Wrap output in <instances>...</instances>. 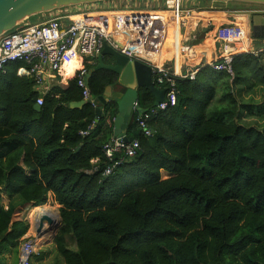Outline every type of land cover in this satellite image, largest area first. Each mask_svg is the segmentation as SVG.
I'll use <instances>...</instances> for the list:
<instances>
[{"label": "trees", "instance_id": "obj_1", "mask_svg": "<svg viewBox=\"0 0 264 264\" xmlns=\"http://www.w3.org/2000/svg\"><path fill=\"white\" fill-rule=\"evenodd\" d=\"M231 69L175 78L166 108L145 121L149 136L134 112L125 137L138 142L135 156L116 155L121 163L105 176L111 162L102 149L116 107L106 105L100 117L90 104L70 107L82 99L76 78L40 94L26 65H7L0 71V257L11 253L18 264L29 223L12 222L16 206L45 205L50 193L61 226L53 251L39 249L37 263L53 254L51 264H264V128L238 122L244 112L263 118L264 103L237 99L241 91L264 93V54L244 53ZM115 80L108 70L91 72V97ZM153 102L138 90V108Z\"/></svg>", "mask_w": 264, "mask_h": 264}, {"label": "built area", "instance_id": "obj_2", "mask_svg": "<svg viewBox=\"0 0 264 264\" xmlns=\"http://www.w3.org/2000/svg\"><path fill=\"white\" fill-rule=\"evenodd\" d=\"M188 1L163 0L161 9L153 12L140 11L130 6L106 7L96 12H70L62 8L47 13L48 17L40 22L34 23L26 20L0 36V71L5 73L7 65L22 63L27 66L26 74L34 80L35 88H40L44 86L46 77L66 71L73 60H78L80 65L72 69V78H76L77 86L81 89V101L95 108L94 98L90 95L85 78L90 74L88 67L93 65L92 60L107 45L131 60H139L148 64L152 69L154 84L158 88L166 89L165 101L136 119L144 135L149 136L150 130L146 127L145 121L157 111L166 108V98L175 92V78L194 80L207 67L215 72L232 75V63L236 57L248 52L255 55L264 54V46L260 49H251L246 34L240 28L228 26L224 20L216 24L212 18L195 19V14H199V8L194 4H189ZM259 6L253 13L264 14V5ZM89 14H96L95 20H88ZM161 14L166 16L167 27L180 32L181 42L186 48V52H183V66L186 71L179 76H175L171 71L169 63L162 65L156 63L159 54L155 53L150 45H144L142 48L140 45L133 47L130 43L131 38L122 30L126 27L136 28L139 24L159 23L163 21ZM190 28L195 31L207 28L212 34L214 43L219 41L242 42V46L236 49L231 45L217 57L209 61L203 58L196 67H192L190 61H193L196 56L193 55L195 46L190 43L195 42L197 38L195 32H189ZM22 73L21 70L18 72V74ZM36 105H42L41 97L36 100ZM136 106L135 102L133 108ZM91 129L92 126L81 132V135L89 134ZM124 137V135L112 137L103 146L104 157L111 162V166L105 169V176L110 175L113 169L121 163L123 157L116 159V155L122 154L128 158L135 156L139 147L138 142L136 140L127 142ZM38 250V241L35 237L22 239L19 246L18 264H32Z\"/></svg>", "mask_w": 264, "mask_h": 264}, {"label": "crops", "instance_id": "obj_3", "mask_svg": "<svg viewBox=\"0 0 264 264\" xmlns=\"http://www.w3.org/2000/svg\"><path fill=\"white\" fill-rule=\"evenodd\" d=\"M108 2L110 3L107 4ZM188 2L189 4H194L195 6L199 4L208 3V1H203V0H189ZM162 3L163 0H111V1H100L92 4L80 5L75 7H68V8H64V10H68L70 12H79V11L96 12L99 9H105L106 7L122 8L123 6H130L140 11L153 12L156 10H160ZM212 4H216V3H212ZM222 6H223L222 9L216 7H214L213 9H208V10L204 9L201 11L199 9V14L210 16L209 18H212L215 21L216 18H221L220 19L222 20L221 22H223V20L226 21V24L228 26L240 28L244 32V34H246L247 41L251 49H260L261 47L264 46V23L260 22L259 24L256 25L251 21V15L254 14L253 11L258 9L257 5L242 4L241 6L236 5L231 7L227 3L226 5H222ZM36 16L38 17L36 18L37 21L35 22H40L45 17H48L45 16V14H40ZM34 17L29 18V21H31ZM95 18H96V14H89L87 16V19L91 21L95 20ZM162 19L163 21H160L159 23L144 24V25L139 24L138 27L136 28L126 27L123 28L122 30L123 32L128 34V37L131 38L130 43L132 44L133 47H138L140 45V48H142L144 45H150L151 49L155 53H158L159 55L165 54L166 52L170 53V57L172 59L168 62L169 67L171 68V71L175 74V76H179L185 73L186 71L183 66L184 58L183 60L180 61V57L181 55H183L181 54V52L184 49V45L181 42L180 32L175 31L176 29L167 27L165 15L162 16ZM195 19H204V18L195 16ZM254 26L257 29L255 31V34H253V30H252ZM189 32L191 33L195 32L197 38V40L192 45L201 46L204 48V51H202L201 54H199L193 59L195 63L192 62L193 65L192 67H196V65H198L203 58L212 59L217 57V55L221 54L225 48H228L231 45H233L234 48L236 47V49L237 46H242V42L229 43L224 41L215 42L212 45H209L203 40L201 36L202 34H200L201 32H203L202 29L195 31L192 28H190ZM185 45L187 44L185 43ZM102 60L104 64H109L108 57H104ZM92 64L93 65L91 67L93 68L98 64L97 57H95L94 60H92ZM79 65L80 64L78 60H73L68 65L66 71H61L60 73H56L52 76H49L48 78L46 77L44 86L35 89L40 94H46L47 92L52 91L54 88H61V89L66 88L69 80L72 79V75H73L72 69H74V67H78ZM127 126L128 124L125 126L122 132L124 136ZM114 129L115 128L112 123V135ZM112 137H114V135ZM2 204L5 207H7L9 204V201L6 199L5 196H3ZM45 206L50 208L53 212L57 210L56 213H58L59 206L54 202L53 196L50 193L48 194L47 203L39 207H45ZM29 208L30 207L27 208V206L24 205L23 206L17 205L12 214V222L28 221L29 224H33L34 226V223L36 222L37 218H39L40 213L31 215ZM31 229L32 231H28L22 237V239L29 237H35L36 239H38L34 232V228ZM39 249L41 250V247ZM19 256H20V252L18 249L17 262H19ZM11 260H12L11 253H7V252L3 253L0 257V264H12Z\"/></svg>", "mask_w": 264, "mask_h": 264}, {"label": "water", "instance_id": "obj_4", "mask_svg": "<svg viewBox=\"0 0 264 264\" xmlns=\"http://www.w3.org/2000/svg\"><path fill=\"white\" fill-rule=\"evenodd\" d=\"M100 1L111 0H0V36L12 29L18 24L29 20V18L40 14H47L58 9L75 7L80 5L92 4ZM203 1H222L243 3L249 5H264V0H203ZM203 32L208 29L203 28ZM253 34L257 30L253 27ZM202 32V33H203ZM109 58V64L103 63V58ZM98 64L90 71H98L101 69L108 70L116 75L115 82L105 89L104 94L94 98L95 115L100 117L103 112V107L108 104L114 105L117 110L112 123L114 125V137L123 136L122 132L125 126L129 123L131 115L137 112L140 116L146 111L138 108H133V104L137 99V92L140 88L149 91L154 99L153 107L165 101L166 89L158 88L153 82L151 67L139 60H131L126 56L116 52L109 46L105 45L97 56ZM90 74L85 78V83H88ZM85 105L84 101L72 102L69 104L73 108H81ZM34 110L40 111V106L34 105ZM127 141V138L124 137ZM29 205L27 207H32ZM57 220L51 218L47 213L40 214L34 224V232L36 236L42 235V223L44 221L50 226L52 235L48 241L43 244L53 243V240L61 226L59 213H56ZM42 244V245H43ZM42 246H39L40 248Z\"/></svg>", "mask_w": 264, "mask_h": 264}, {"label": "rangeland", "instance_id": "obj_5", "mask_svg": "<svg viewBox=\"0 0 264 264\" xmlns=\"http://www.w3.org/2000/svg\"><path fill=\"white\" fill-rule=\"evenodd\" d=\"M212 3H216V4H212ZM227 3L228 2H222V1L221 2L220 1H214V2L208 1V3L199 4V5H197V7L200 9V11L201 10H204V9L205 10L213 9L214 7L219 8V9H222L223 8L222 5H226ZM259 7L260 6L257 5V8H259ZM45 16H48V14H46ZM37 17L38 16H35L30 22L37 21L36 20ZM251 21L254 24H256V25L259 24L260 22H263L264 23V14H260V13H254V14H252L251 15ZM200 34H202V32ZM210 39L212 40V34L210 35ZM192 43H194V41L191 42L190 44H192ZM213 43L214 42L212 40V44ZM237 48H239V46H237ZM209 60H210V58H207V61H209ZM196 61H198V60H196ZM190 62L191 63L192 62L195 63V61H190ZM237 99L242 104H249V105H258V104H260L261 105V104L264 103V93L263 92H259L258 90H253V91H250V92L241 91V92H239ZM238 122L240 124L244 125V126H253L255 128H258V129L264 128V117L263 118H258L256 116L249 115L246 112H244V113L241 114L240 121H238ZM32 208H34V207H31L29 209L31 210ZM35 208H37V207H35ZM54 212L56 213V211H54ZM31 228H33V224H29L28 231H32ZM45 241L43 240L41 243H39V246H42L41 249H45V250L47 249L49 251L50 250L53 251V249H54L53 243L43 244V243H45ZM37 253H38V251H37ZM52 258H53V254H50L48 256H45V258H43L42 261L41 262H38V263L35 262V259L33 258V263L32 264H51L52 263Z\"/></svg>", "mask_w": 264, "mask_h": 264}, {"label": "bare ground", "instance_id": "obj_6", "mask_svg": "<svg viewBox=\"0 0 264 264\" xmlns=\"http://www.w3.org/2000/svg\"><path fill=\"white\" fill-rule=\"evenodd\" d=\"M197 17H203V18H209L210 16H207V15H203V14H195ZM221 18H216V21L215 23L218 24L220 23L222 20H220ZM210 33L209 31L207 30L206 32H203L202 33V38L203 40L209 44V45H212V40L210 39ZM194 51V54L195 56H198L199 54H201L202 51H204V48L201 47V46H195V48L193 49ZM183 52H186V48L184 47L183 51L181 52V54H184ZM165 53V52H164ZM172 58L170 57V53H165V54H160L159 55V59L157 60V64L158 65H162L163 63H168ZM183 60V55H181L180 57V61ZM57 211V210H56ZM36 213H47L51 218H54L55 220H57V215L55 212H53L51 209H49L48 207H37V208H32L30 210V214L31 215H35ZM36 223V222H35ZM34 223V224H35ZM52 235V231H50V226H48L47 222L44 221L42 223V235L41 237H38L37 236V241H38V247H39V243H41L43 240L46 239V241H48L50 239Z\"/></svg>", "mask_w": 264, "mask_h": 264}]
</instances>
